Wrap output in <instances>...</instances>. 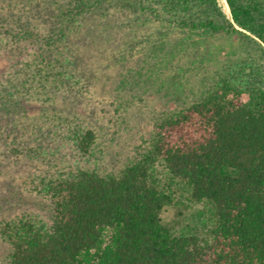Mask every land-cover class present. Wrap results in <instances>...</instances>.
<instances>
[{
  "label": "trees",
  "instance_id": "obj_1",
  "mask_svg": "<svg viewBox=\"0 0 264 264\" xmlns=\"http://www.w3.org/2000/svg\"><path fill=\"white\" fill-rule=\"evenodd\" d=\"M226 3L229 15L219 0H74L45 27L22 11L4 20L0 51L15 61L11 73L0 74V143L29 157L48 147L46 109L32 115L30 102L88 82L76 43L91 16L119 8L134 20L155 16L206 38L238 36L257 44L262 60H251L250 72L244 62L231 68L220 78L221 93L159 117L148 152L120 170L76 163L43 180L54 198L49 221L0 222L8 264H264V0ZM70 131L89 154L94 131L79 124ZM157 163L193 202L211 204L214 226L206 235H175L163 222L174 199Z\"/></svg>",
  "mask_w": 264,
  "mask_h": 264
},
{
  "label": "rangeland",
  "instance_id": "obj_2",
  "mask_svg": "<svg viewBox=\"0 0 264 264\" xmlns=\"http://www.w3.org/2000/svg\"><path fill=\"white\" fill-rule=\"evenodd\" d=\"M73 1L0 0V30L19 11L45 27L55 20L59 6ZM219 3L229 15L226 0ZM82 27L76 45L88 82L30 102L32 115L46 109L47 152L18 155L0 143V222L22 216L49 221L54 198L43 191V180L57 178L76 163L103 172L120 170L148 152L159 117L211 91L221 93L220 78L238 64L247 63L250 72L251 60L262 61L252 40L243 43L238 36L220 34L206 38L155 16L134 20L119 8L87 18ZM6 51H0V74L13 71L15 59ZM77 124L96 134L89 154L70 140V128ZM156 171L174 199L164 208L163 222L175 235H206L214 226L211 204L193 202L189 189L171 180L162 164H156ZM9 253L0 235V264H8Z\"/></svg>",
  "mask_w": 264,
  "mask_h": 264
}]
</instances>
